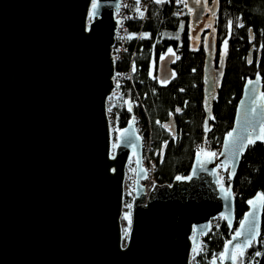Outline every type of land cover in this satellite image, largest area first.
Listing matches in <instances>:
<instances>
[{
    "label": "water",
    "instance_id": "obj_1",
    "mask_svg": "<svg viewBox=\"0 0 264 264\" xmlns=\"http://www.w3.org/2000/svg\"><path fill=\"white\" fill-rule=\"evenodd\" d=\"M119 1L96 0L94 9L93 0H0V264H190L214 219L233 224V192L219 184V170L232 179L249 138L264 135L260 77L245 83L219 152L197 153L188 177L155 184L145 197L133 118L112 148L107 113L118 89L112 55ZM183 1L196 31L207 0ZM172 64L171 55L158 62L159 83L172 79ZM209 70L207 52V113L217 86ZM163 128L174 137V118ZM132 157L135 193L122 245L123 182ZM251 201L220 264H237L258 239L262 199ZM256 264H264V234Z\"/></svg>",
    "mask_w": 264,
    "mask_h": 264
},
{
    "label": "trees",
    "instance_id": "obj_2",
    "mask_svg": "<svg viewBox=\"0 0 264 264\" xmlns=\"http://www.w3.org/2000/svg\"><path fill=\"white\" fill-rule=\"evenodd\" d=\"M207 9L213 11L210 68L221 71L208 113L204 94L206 32L199 35L197 42L193 40L185 5L178 15L167 1H152L143 24L127 23L130 29L127 50L122 60L115 63L116 76L129 72L130 77L118 86V97L109 111L112 139L115 141L116 132L142 113L151 126L154 181L159 185L188 177L198 149L206 155L218 152L232 129L237 104L248 80L260 77L264 97V0H207ZM167 55L173 56V75L170 81L161 84L156 79V66ZM171 117L175 122L174 137L163 128ZM163 146L166 147L160 159ZM133 162L132 158L129 165ZM221 184L233 192V224L228 226L222 218L212 224L202 238L201 251L190 259V264L219 262L226 243L249 210V201L264 197V142L249 144L233 178L229 179L224 171ZM263 234L264 199L258 239L237 256V264L257 263Z\"/></svg>",
    "mask_w": 264,
    "mask_h": 264
},
{
    "label": "built area",
    "instance_id": "obj_3",
    "mask_svg": "<svg viewBox=\"0 0 264 264\" xmlns=\"http://www.w3.org/2000/svg\"><path fill=\"white\" fill-rule=\"evenodd\" d=\"M152 1L154 0H139L138 3L137 1L134 0L119 1L118 10L115 12V18L119 21V24L116 28L114 35V46H113V55H112V58L114 60V65L116 62L122 60V56L124 52L127 50L126 43L129 42L130 39L129 38L130 29L127 23L138 22L143 24L147 20V14ZM164 1H167L169 4H172L174 6V12L178 15L181 13L180 10L182 5H185L183 0H164ZM129 77H130L129 72H127L126 74L121 73L118 76L114 74V78H113L114 84L116 86H119L123 80H128ZM117 97H118L117 91H114L112 92L109 99L115 98L116 100ZM107 109L109 110L108 101H107ZM133 122H134L136 134L140 138L142 166L145 169V173H146L145 179L141 181L140 184L144 187V196L147 197L151 192V190L153 189L154 185L157 184L154 181L156 164L152 158L153 135H152L150 123L148 119L147 120L144 119V115L142 113L136 114L133 117ZM135 182H136V166L135 164L130 166L128 162L125 169L124 182H123V206H122V215H121L122 225L126 223L127 226H129V220L125 219L126 214L130 217L131 220L132 202L134 200V193H135ZM125 200H127L126 204L124 202ZM203 245L204 243L201 239L199 245L193 251L194 252L196 250L201 251Z\"/></svg>",
    "mask_w": 264,
    "mask_h": 264
},
{
    "label": "rangeland",
    "instance_id": "obj_4",
    "mask_svg": "<svg viewBox=\"0 0 264 264\" xmlns=\"http://www.w3.org/2000/svg\"><path fill=\"white\" fill-rule=\"evenodd\" d=\"M186 7V6H185ZM212 13L213 11L212 10H206V15H205V18H204V21L202 23V25L196 30V31H192V37H193V40L195 42H197L198 38H199V35L205 31L206 32V36L204 38L205 40V46H206V49H207V52L208 51H211L213 49V33H212ZM211 54V53H210ZM210 65H211V59H210ZM208 79L212 80L215 82V84L217 85L218 83V80H219V73L218 71L215 69V68H211V70H209L208 72ZM118 87V86H117ZM115 104V98H111L108 100V106H109V110L107 109V112H108V116H109V111L111 110L112 106H114ZM111 133H112V130H111ZM116 141H114L112 139V148L113 145H116L115 144ZM219 152V151H218ZM216 152L215 155L218 153ZM198 153L201 154V155H205L202 153V150L201 149H198ZM112 154H114V150L112 151ZM208 155V154H207ZM133 158V157H132ZM131 158V159H132ZM135 163L133 162L132 165H134ZM130 165V166H132ZM136 166V165H135ZM143 167V166H142ZM145 170V169H144ZM224 171L223 170H219V184H221V175ZM219 218H216L214 219L212 222H211V225L212 224H215L217 221H218ZM122 225V224H121ZM122 232H123V244H125L126 242V239H127V236H125V230L127 229L128 232H129V229L130 227L127 226L126 223H124L122 225ZM198 252V250H196L195 252L193 251L192 254H191V258ZM220 261V260H219ZM214 264H220V262H214Z\"/></svg>",
    "mask_w": 264,
    "mask_h": 264
},
{
    "label": "snow or ice",
    "instance_id": "obj_5",
    "mask_svg": "<svg viewBox=\"0 0 264 264\" xmlns=\"http://www.w3.org/2000/svg\"><path fill=\"white\" fill-rule=\"evenodd\" d=\"M139 2V0H137V3ZM97 7V3H96V0H93V8L95 9ZM96 13L94 12L93 15H95ZM231 135V134H229ZM256 140H261V142H264V135L262 136H257L255 138H249V141L248 143L249 144H254L256 142ZM113 147H115V145H113ZM243 147V146H242ZM209 155H212V156H215V153H210ZM234 175V173H233ZM177 179H181L180 177H177ZM226 198H227V195H226ZM262 199H264V197H262ZM249 203H253L252 201H249ZM125 219L126 220H129V226H130V223H131V220H130V217L126 214L125 215ZM128 235V230L126 229L125 230V236ZM242 254V253H241ZM257 255H259V253H257Z\"/></svg>",
    "mask_w": 264,
    "mask_h": 264
},
{
    "label": "bare ground",
    "instance_id": "obj_6",
    "mask_svg": "<svg viewBox=\"0 0 264 264\" xmlns=\"http://www.w3.org/2000/svg\"><path fill=\"white\" fill-rule=\"evenodd\" d=\"M143 181V180H142ZM141 182V181H140Z\"/></svg>",
    "mask_w": 264,
    "mask_h": 264
}]
</instances>
